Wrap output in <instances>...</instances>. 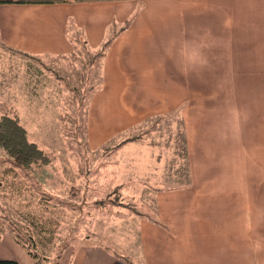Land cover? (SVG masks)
<instances>
[{
	"label": "crops",
	"instance_id": "1",
	"mask_svg": "<svg viewBox=\"0 0 264 264\" xmlns=\"http://www.w3.org/2000/svg\"><path fill=\"white\" fill-rule=\"evenodd\" d=\"M81 51L100 71L89 148L135 133L119 147L134 179L103 183L150 201L85 204L52 264H264V0H0V102L33 115L45 62ZM14 60L42 61L38 80ZM0 260L39 264L10 234Z\"/></svg>",
	"mask_w": 264,
	"mask_h": 264
},
{
	"label": "rangeland",
	"instance_id": "2",
	"mask_svg": "<svg viewBox=\"0 0 264 264\" xmlns=\"http://www.w3.org/2000/svg\"><path fill=\"white\" fill-rule=\"evenodd\" d=\"M42 63L14 60L12 73L17 74L15 79L22 85H27L28 80L31 84L38 80L35 70L41 69ZM45 65L43 67L47 68L40 83L46 88L37 93L36 100L30 101L33 115L24 117L21 114L26 109L24 103L28 102L24 98L0 102V116L18 117L27 129L29 140L49 158L47 165L25 171L0 154V236L10 234L16 242L17 239L21 241L20 246L33 244L39 255L38 263L47 260L52 264L60 254L57 252L74 238V234L81 233L78 229H82L91 211L85 204L108 201L109 206L114 202L131 208V201L135 206L150 201V194L109 191L108 183H103L109 180L119 184L134 179L119 167L123 163L119 147L135 140V133L124 139L120 136L117 142L96 151L88 146L87 99L99 86L100 76L99 61L94 54L81 51L69 59L47 61ZM30 70L33 74H28ZM155 121L143 127L148 129L149 126L148 130L153 131ZM157 124L164 126L160 122ZM162 127L158 129L160 135L167 130ZM105 164L111 167L104 169L101 165ZM99 182L103 183L102 192H92L90 186ZM160 184L162 187L163 181ZM82 217L84 221L79 222Z\"/></svg>",
	"mask_w": 264,
	"mask_h": 264
},
{
	"label": "trees",
	"instance_id": "3",
	"mask_svg": "<svg viewBox=\"0 0 264 264\" xmlns=\"http://www.w3.org/2000/svg\"><path fill=\"white\" fill-rule=\"evenodd\" d=\"M104 49V48H103ZM0 154L22 170L29 171L38 165H47L49 158L39 149L35 143L29 140L28 132L16 116L7 114L0 116ZM108 202V201H107ZM106 201H98L96 204L105 205ZM123 207V204L112 202ZM20 240L17 243L20 245ZM33 260L38 262L39 255L34 251L33 244L27 247L21 244ZM0 264H19L14 260H0Z\"/></svg>",
	"mask_w": 264,
	"mask_h": 264
}]
</instances>
